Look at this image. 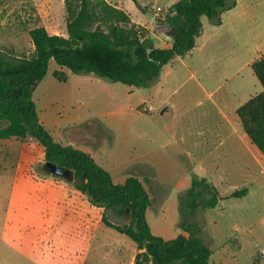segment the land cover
Masks as SVG:
<instances>
[{"label": "rangeland", "instance_id": "obj_1", "mask_svg": "<svg viewBox=\"0 0 264 264\" xmlns=\"http://www.w3.org/2000/svg\"><path fill=\"white\" fill-rule=\"evenodd\" d=\"M174 1L138 0L143 9L135 21L118 24L137 25L149 40L166 35L156 24L165 21ZM235 2L220 26L203 16L202 35L214 36L208 51H195L184 63L174 60L173 69L166 66L161 80L147 88L105 81L114 95L106 101L105 93L73 85L74 78L58 82L52 74L59 66L51 59L32 94L39 119L57 142L67 144L69 131L79 126L98 144L107 164L93 158L115 183L131 175L141 180L151 201L147 220L153 234L187 236L186 225L198 224L212 264H220V254L221 264H249V254L257 253L254 241L264 248V156L257 158L255 146L247 149L238 141L237 148H226L228 162L220 163L211 181V169L192 158L208 130L231 129L223 115L237 120L235 108L263 90L247 63L264 54V0ZM67 18L64 0H0V51L29 58V31L46 27L66 36ZM97 25L107 30L99 18ZM149 106L151 113L143 110ZM44 162V148L33 137L0 143V264H134L135 243L102 222L104 211L117 225L128 224L129 214L93 206L75 181L45 174ZM194 178H206L221 194L247 187L249 198L227 201L222 212L198 207L190 214L182 189Z\"/></svg>", "mask_w": 264, "mask_h": 264}, {"label": "trees", "instance_id": "obj_2", "mask_svg": "<svg viewBox=\"0 0 264 264\" xmlns=\"http://www.w3.org/2000/svg\"><path fill=\"white\" fill-rule=\"evenodd\" d=\"M142 10L137 0H131ZM64 0L68 14L66 36L50 34L45 27L29 31L34 54L13 57L0 51V143L10 138H35L44 148L45 160L74 171L75 187L87 195L93 206L115 209L129 214L126 225L112 223L104 211L102 222L108 228L124 234L139 250L134 264H212L211 250L204 244L201 229L188 223L186 235L164 239L155 235L147 220L151 204L149 194L136 176L123 183H114L110 173L86 152L54 140L40 122L32 94L43 80L52 59L59 66L53 76L59 82L72 74H93L101 79L136 88L148 87L156 80L164 65L177 56L186 55L201 34L205 16L213 25L222 24L221 15L236 5L235 0H175L168 6L165 22L176 28L170 48H155L122 9L106 0ZM98 8V11L96 10ZM106 24L107 30L95 19ZM251 69L263 90L236 109V115L249 142L264 156V55L251 63ZM240 188L230 197L246 195ZM219 201L216 188L205 178H194L183 197L185 211L193 214L198 207L213 208Z\"/></svg>", "mask_w": 264, "mask_h": 264}, {"label": "crops", "instance_id": "obj_3", "mask_svg": "<svg viewBox=\"0 0 264 264\" xmlns=\"http://www.w3.org/2000/svg\"><path fill=\"white\" fill-rule=\"evenodd\" d=\"M131 2H132L131 0H114V1H112V5L116 8L122 9L126 14H128V16L132 19V21H135L134 19H135V17H137V13H140V10L132 2L134 4V7H133ZM170 4H169V6H170ZM201 21H202V31H201V34L198 37H196L194 47L186 55L177 56L170 63L164 65L161 72H160L159 77L156 80H154L152 83H157L158 81L161 80L163 70L166 66H169L171 69H173V63L172 62L174 60L178 59L184 63V62H186L185 59L188 56H190L193 52L199 51V50L208 51L207 48L211 47L210 43H211V40L214 39L213 38L214 36L202 35L203 34V26H204L203 17L201 18ZM171 38L172 37H170L168 35H151L150 41L152 43V46H154L155 48L164 49V48H170L171 47V44H172ZM262 55H264V54H262ZM260 56H258L256 59H258ZM256 59H254V60H256ZM254 60L249 61L247 63V65L250 66ZM182 66H185L186 69H188V65H182ZM171 74L174 75V72L172 71ZM52 76H53V74H52ZM73 76H75V77H73ZM169 76H170V74H169ZM72 78H74V81H71ZM103 80L104 79H101V78H99L93 74L77 75V74L71 73L70 75L67 74V80L65 82H60V83L68 84L71 81V82H73V85H75L78 88H82L83 90L93 89L95 91H98L99 92L98 94H100V92L103 94L105 93V98H106L105 100L108 101L109 100L108 96H111L112 102H113L114 101L113 90H111L109 92V90H108V88H110L109 85H107V83H102V82H105L107 80H104V81ZM107 82H110V81H107ZM145 88H147V87H145ZM130 92H133V91L130 90ZM255 95H253V96H255ZM253 96H251V97H253ZM250 98H248V99H250ZM246 101H244V102H246ZM242 104L238 105V107L241 106ZM238 107L235 108V112H236V109ZM148 113H151V112H148ZM223 120H224L225 125H227L228 128H231V129L216 127V128L208 130L205 133V135L201 138V139H203L202 144L194 146L193 150H192L193 151V155H192L193 160L194 161H202L203 163L206 164V167L211 169L210 172L208 173V178H207L210 181L215 178L218 170L220 169V165H221L220 163L222 161L228 162V160H227L228 154L226 153V148H229L230 146H232V148H237L238 147V141L241 142L240 144L244 145L247 149H251L250 146H252V144L248 141L247 136L245 135V133L242 129L240 121H238V117L236 120V118H234L231 115H223ZM40 122L42 123L41 120H40ZM79 129H80L79 126L72 127V130L69 131V136H68L69 142H67V144H62V143L61 144L62 145H70L76 149L82 150V151L88 153L92 158L95 157V158H97V160L99 162L106 165L107 161L105 159H103V157L99 156V154L101 155V151L97 150L98 144L95 141L92 142L93 141L92 137L88 136L87 134H85L83 131H81ZM233 136L235 137L234 139L231 138ZM229 140H233L234 143L230 144ZM80 145L86 149L80 148L79 147ZM200 146H201V148H200ZM257 152L258 153L256 154V156H257V158H259L261 154L259 153V151H257ZM145 165H146V163H145ZM131 176H133V175H131ZM212 177H214V178H212ZM126 178L127 177H125L121 183H123ZM112 179H113V177H112ZM187 185L182 189L183 191H185L189 188ZM236 190H238V189H236ZM236 190H232L226 194H221L220 192H218L219 201H218L217 205L213 208H208V209H214V210H218L219 212L220 211L222 212L223 211L222 208L227 201L236 200L238 202H245V200H247L249 198L250 191L248 190V188H247L246 195L239 197V198L238 197H236V198L230 197V194ZM204 210H206V209H204ZM211 221L213 223L214 219ZM250 227H251V224H249V226L247 228L249 229ZM201 237H202V235H201ZM202 240H203L204 244H206L209 247L210 244H207L205 242L204 237H202ZM239 241H238V243H239ZM253 244H254V247L257 249V253H250L249 254V257H250L249 264H264V248L260 249L261 248L260 245H257V242H255V241ZM257 256H259L258 259H256ZM212 257H213V253L211 251V256H210V262L211 263H212ZM221 257H222V255L220 254L219 259H218L220 264H221ZM213 264H214V262H213Z\"/></svg>", "mask_w": 264, "mask_h": 264}, {"label": "water", "instance_id": "obj_4", "mask_svg": "<svg viewBox=\"0 0 264 264\" xmlns=\"http://www.w3.org/2000/svg\"><path fill=\"white\" fill-rule=\"evenodd\" d=\"M172 4L173 3H171L170 5ZM156 26L160 32L165 33L170 37H173L176 34V28L170 27L169 24L165 21L158 22ZM42 170L45 174L51 177L62 178L69 183H73L75 181L74 171L51 161L45 160V162L42 164Z\"/></svg>", "mask_w": 264, "mask_h": 264}, {"label": "built area", "instance_id": "obj_5", "mask_svg": "<svg viewBox=\"0 0 264 264\" xmlns=\"http://www.w3.org/2000/svg\"><path fill=\"white\" fill-rule=\"evenodd\" d=\"M143 110L146 111V112H152L153 111L151 106H149L147 108L143 107Z\"/></svg>", "mask_w": 264, "mask_h": 264}]
</instances>
